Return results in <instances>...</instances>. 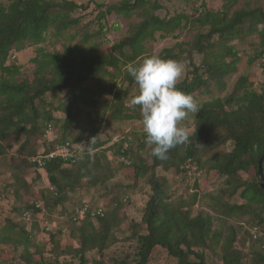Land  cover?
Returning a JSON list of instances; mask_svg holds the SVG:
<instances>
[{"label": "trees", "instance_id": "1", "mask_svg": "<svg viewBox=\"0 0 264 264\" xmlns=\"http://www.w3.org/2000/svg\"><path fill=\"white\" fill-rule=\"evenodd\" d=\"M8 1L7 5L0 6V157L16 147L17 156L38 174H45L49 179L47 194L53 199V206L65 204L70 198L69 194L85 183L93 186L105 183L108 174L98 171L104 165L109 166L113 160L122 163V170L131 167L136 178L148 175L153 193L144 212L146 233L137 235V250L132 264H148L157 246L167 249L177 259V264H208L204 248L212 237L217 238L213 217L202 211L194 212L186 206L185 201L168 203L165 200V180L156 175V170L161 168L164 171L174 170L189 181L192 180L196 189L193 195L195 201L200 181L190 177L184 167L191 160L204 171V175L206 169L209 173L217 171L225 176L226 188L222 194L232 197L239 193L247 201L242 204L225 203L227 211L224 214L244 215L251 209L258 211L255 214L256 221H239L231 227L228 243L224 246V263L245 264L240 250L233 247L234 243L245 241L256 248L252 249L250 264H264V240H254L245 226L258 225L264 228V189L260 186L258 175L259 160L264 153V91L255 90L254 82L247 75L239 77L227 97L219 96L200 104L199 112L195 113V129L189 135V141L171 149L165 160L152 156L150 146L151 164L144 155L133 151L135 138L141 135L139 132L135 134L132 131L114 143H110L113 140L111 138L107 143L100 138L101 129L98 126L88 135L69 138V127L82 120L81 105L98 107L99 100L95 94L102 95L104 90L112 95V117L142 120L141 106L132 104V99L139 94V88L126 71V66L129 63L139 64L147 56L156 55L182 64L187 62L190 68L176 87L195 98L196 91L206 87L212 80L224 86L225 79L237 71L240 60L232 44L234 40L256 34V54L249 62L254 63L264 56V7L245 6L232 12L237 0H226L221 10H206L197 17L186 13L161 17L156 13L162 8L158 0H121L112 4L97 2L98 34L108 36L111 27H118L114 23L108 24V17L112 14L131 17L136 13L141 20L130 25L129 34L115 43L108 54H95L79 44H69L63 52H50L40 46L48 40L52 27L59 33L77 27L80 18H73L71 13L86 11L90 4H80L74 0ZM190 25L201 28L193 41H179L174 47L164 48L159 54L154 53L150 46L152 42L172 36ZM88 41L89 38L83 40L85 43ZM27 45L38 46L37 54L32 59L36 70L33 80L21 81L18 77L23 72V65L15 63L16 58L12 59V56H16ZM194 52L203 56L200 64L194 61ZM226 57H231V60L226 61ZM110 68L114 71H110ZM109 76L111 82L107 88L104 80ZM63 93L66 99H61ZM56 100L58 103H55ZM57 111L65 114L62 134L55 128L62 121L56 115ZM87 114L91 117L90 113ZM93 122H101V119ZM50 125L58 134V140L47 143L45 134ZM91 136H96L92 148L98 150L94 154L81 155L76 162L52 159L43 170H39L29 160L41 151H50L63 143L78 142ZM228 143L230 149L224 150L223 147ZM140 148H147L146 136L140 141ZM252 167L256 170V176L250 181L244 180V174ZM18 180L26 184L24 178ZM42 197L47 199L44 193ZM114 203L109 210L90 205L93 209L102 208L104 216L94 218L85 214L79 217L77 208L83 207V204L71 214L70 221L74 225L80 224L72 230V234L79 239V246L75 249L79 264H87L86 254L89 251L102 253L115 241V228L120 225L118 213L123 204L119 199ZM13 211L22 216L29 211L35 219L43 214L44 209L38 208L37 203L33 202L25 206L16 205ZM9 223L12 225V222ZM137 225H132L133 229ZM33 229L34 224L30 230L26 226L21 227L26 246L31 245ZM43 230L54 242V252H59L58 237L62 229L56 232L47 231L46 228ZM0 238L7 239L1 234ZM23 252L22 257L28 263L45 264L40 250L32 254L26 248ZM36 255L38 259L34 260ZM118 264L129 263L124 259Z\"/></svg>", "mask_w": 264, "mask_h": 264}, {"label": "rangeland", "instance_id": "2", "mask_svg": "<svg viewBox=\"0 0 264 264\" xmlns=\"http://www.w3.org/2000/svg\"><path fill=\"white\" fill-rule=\"evenodd\" d=\"M80 4H90L86 11L77 10L71 13L73 18H80V24L77 27L59 33L54 27L50 29L49 38L40 46L45 47L50 52H63L65 46L69 44H79L88 52L95 54H108L111 47L122 40L129 34L130 25L141 20L138 14H133L131 17L112 14L108 17V24H118V27H111L108 36L98 34L99 25L96 20L97 11L95 10L96 3L103 2L107 4L118 3L121 0H74ZM162 8L156 13L161 17H171L178 13H186L193 17H197L206 10L219 11L223 8L226 0H158ZM8 0H0L1 5H7ZM245 6L264 7V0H237V3L232 7V12ZM201 28L198 25H190L187 28H182L172 36L167 38H158L152 42L150 46L154 53L159 54L164 48L174 47L179 41H193ZM85 38H89L88 42H83ZM217 39V38H215ZM258 43V36L252 35L245 39H236L232 44L238 51L240 60L237 64V71L225 79V85L216 80H212L206 87L196 91V99L199 105L207 100L216 97H227L233 90L235 83L240 76L247 75L254 82V89L258 92L264 91V56L259 57L254 63H250V58L254 56L255 49ZM36 45H27L24 50L16 53L15 63L23 65L22 74L18 77L19 80L34 79L36 65L32 59L37 54ZM220 48H218L219 50ZM194 54V61L200 64L203 56L198 53ZM226 61H230L231 57H226ZM184 74L182 80L190 66L183 63ZM114 71L113 68L109 69ZM179 80V81H180ZM111 82V77L104 80V84L108 88ZM91 82H89V85ZM96 93L95 97L99 100L98 107L90 105H81L82 120L77 125L69 127L70 137L90 134L95 127H100V138L103 141L110 140L116 136L130 135L133 131L141 133L135 138L133 151L144 155L148 158L149 163L152 159L149 156L147 148H140V141L145 139L146 134L143 131L142 120H125L115 119L111 116L110 107L112 103V95L108 90ZM48 99L50 100L51 97ZM61 99H66L65 93L60 95ZM55 103H58L56 100ZM62 119L59 125H56V130L62 134V124L65 118L63 111L55 112ZM87 113L91 114V117ZM101 119V122H93L96 119ZM182 127L189 130V135L195 129V113L189 114L186 120L181 122ZM111 141V140H110ZM42 145V142H40ZM111 143V142H110ZM230 143L223 147L224 150L230 149ZM16 147L11 149L5 156L0 157V189L2 198L0 200V234L6 236V240L0 238V264H34L28 263L23 259L22 254L24 249L28 248L30 253L34 254L40 250L44 257L45 264H79V256L76 255L75 249L79 246L78 237L72 234L74 222L70 221V216L74 210L84 203H89L93 207H105L108 210L114 206L116 199L122 201V208L118 213L120 225L115 228V241L100 253L97 250L89 251L86 254L87 264H118L121 260L126 259L129 264L133 263V259L137 250V235L146 233V225L143 222L144 212L148 201L151 199L152 185L149 182V176L136 178L131 167H124L118 160L110 161V165H104L99 169V173H107L109 178L105 183H98L96 186L88 183L83 184L74 193L69 194V200L63 205L53 206L48 192L50 185L49 179L45 174H38L33 167L29 166L23 159L15 154ZM156 175L165 180L168 203H180L185 201L186 206L194 212L202 211L213 217V229L217 233V238L212 237L208 241V245L204 248L205 256L208 264H225L223 254L224 246L228 243V236L231 227L239 221L252 223L255 220V214L258 211H248L241 215L231 214L226 215L227 211L225 203L242 204L247 203L245 199L237 193L235 196L222 194V190L226 188L225 176H222L217 171L210 172L205 169V175L199 182L197 191V199L194 201L193 195L196 192L192 180H188L183 175H179L174 170L164 171L161 168L156 170ZM256 176L254 167L247 174H244L243 179L250 181ZM18 178H24L26 184L19 181ZM47 197H42V194ZM36 202L44 209L43 214L36 216L34 223L25 221L22 215H16L13 208L16 205L25 206L28 203ZM12 222V225L9 223ZM33 240L31 245L26 246L25 235L21 231V227L26 226L28 230L32 229ZM138 224L135 229L132 225ZM52 225L51 230L59 233L60 251L54 252L55 244L49 238L47 232L43 230L45 226ZM27 230V231H28ZM236 249L242 253V261L245 264H250L253 259L252 249H256L252 243L240 241L234 243ZM202 249V248H201ZM38 259V255L33 257ZM177 259L171 256L167 249L157 246L150 258L148 264H177Z\"/></svg>", "mask_w": 264, "mask_h": 264}, {"label": "clouds", "instance_id": "3", "mask_svg": "<svg viewBox=\"0 0 264 264\" xmlns=\"http://www.w3.org/2000/svg\"><path fill=\"white\" fill-rule=\"evenodd\" d=\"M126 71L139 88L132 104L141 106L143 131L151 155L165 160L171 149L189 141V130L181 122L200 110L192 94L176 87L184 66L176 60L151 55L139 64L129 63ZM84 147L91 154L92 145L88 143Z\"/></svg>", "mask_w": 264, "mask_h": 264}, {"label": "built area", "instance_id": "4", "mask_svg": "<svg viewBox=\"0 0 264 264\" xmlns=\"http://www.w3.org/2000/svg\"><path fill=\"white\" fill-rule=\"evenodd\" d=\"M115 26H118V24L116 23ZM14 58H16L15 55L12 56V59ZM124 136H127V135H124ZM124 136L114 137L111 143L118 142ZM56 140H58V134L56 133L54 127L50 125L45 134V141L47 143H52V142H55ZM95 141H96V136H91V137L82 138L78 142H66L61 145H58L53 150L41 151L37 155L31 156L29 160L35 165H37L39 170H43L46 164L52 159H63L69 162H76L78 157L88 153L87 148L84 146H87L88 143L93 145ZM97 150L98 148H93L91 154H94ZM184 167L190 177H194L199 181H201V179L204 177V171L200 169L196 164H194V162H192L191 160H189L184 165ZM37 207L39 208L40 205L37 204ZM77 212L79 214V217H83L85 214H90L94 218L96 216L105 215V211L102 208L93 209L91 208L89 203H84L83 207L77 208ZM38 216H40V214ZM23 219L25 221L30 222L33 220V214L29 211L25 212L23 215ZM245 226L248 228L250 235L254 240H258L260 238H263L264 240V228L258 225H245ZM45 227L47 231H49L51 230L52 225H49V226L46 225Z\"/></svg>", "mask_w": 264, "mask_h": 264}, {"label": "water", "instance_id": "5", "mask_svg": "<svg viewBox=\"0 0 264 264\" xmlns=\"http://www.w3.org/2000/svg\"><path fill=\"white\" fill-rule=\"evenodd\" d=\"M263 162H264V153L261 156L258 164V175L260 178V186L262 189H264V167H263Z\"/></svg>", "mask_w": 264, "mask_h": 264}]
</instances>
